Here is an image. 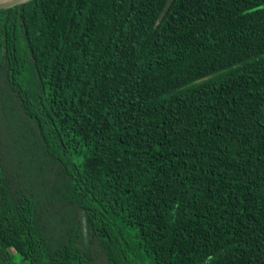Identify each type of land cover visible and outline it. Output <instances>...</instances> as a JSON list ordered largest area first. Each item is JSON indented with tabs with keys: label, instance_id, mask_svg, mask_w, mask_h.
Listing matches in <instances>:
<instances>
[{
	"label": "trees",
	"instance_id": "obj_1",
	"mask_svg": "<svg viewBox=\"0 0 264 264\" xmlns=\"http://www.w3.org/2000/svg\"><path fill=\"white\" fill-rule=\"evenodd\" d=\"M264 264V0L0 8V264Z\"/></svg>",
	"mask_w": 264,
	"mask_h": 264
},
{
	"label": "water",
	"instance_id": "obj_2",
	"mask_svg": "<svg viewBox=\"0 0 264 264\" xmlns=\"http://www.w3.org/2000/svg\"><path fill=\"white\" fill-rule=\"evenodd\" d=\"M22 0H6V1H0V8H5V7H9L12 6L18 2H20Z\"/></svg>",
	"mask_w": 264,
	"mask_h": 264
},
{
	"label": "rangeland",
	"instance_id": "obj_3",
	"mask_svg": "<svg viewBox=\"0 0 264 264\" xmlns=\"http://www.w3.org/2000/svg\"><path fill=\"white\" fill-rule=\"evenodd\" d=\"M0 1H6V0H0ZM23 258H24L23 254H20V253H17L14 256V259H15L16 263H18V264H25V262L23 261Z\"/></svg>",
	"mask_w": 264,
	"mask_h": 264
}]
</instances>
